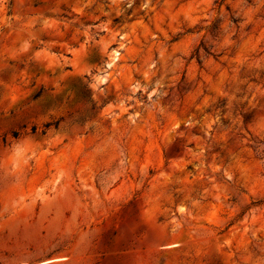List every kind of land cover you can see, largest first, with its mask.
Here are the masks:
<instances>
[{
	"label": "rangeland",
	"instance_id": "374dc122",
	"mask_svg": "<svg viewBox=\"0 0 264 264\" xmlns=\"http://www.w3.org/2000/svg\"><path fill=\"white\" fill-rule=\"evenodd\" d=\"M0 264H264V0H0Z\"/></svg>",
	"mask_w": 264,
	"mask_h": 264
},
{
	"label": "trees",
	"instance_id": "16d2710c",
	"mask_svg": "<svg viewBox=\"0 0 264 264\" xmlns=\"http://www.w3.org/2000/svg\"><path fill=\"white\" fill-rule=\"evenodd\" d=\"M39 92H40V90L37 93H35L34 97H36L39 94ZM55 124H56V122H55ZM31 129L33 130L34 127H32ZM16 135H17V132L16 131H12V136L16 137Z\"/></svg>",
	"mask_w": 264,
	"mask_h": 264
}]
</instances>
